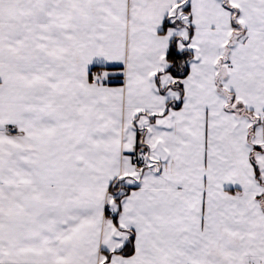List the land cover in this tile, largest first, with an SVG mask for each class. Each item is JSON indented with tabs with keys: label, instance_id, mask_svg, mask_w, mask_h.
Listing matches in <instances>:
<instances>
[{
	"label": "snow or ice",
	"instance_id": "snow-or-ice-1",
	"mask_svg": "<svg viewBox=\"0 0 264 264\" xmlns=\"http://www.w3.org/2000/svg\"><path fill=\"white\" fill-rule=\"evenodd\" d=\"M0 264H264V0H0Z\"/></svg>",
	"mask_w": 264,
	"mask_h": 264
}]
</instances>
